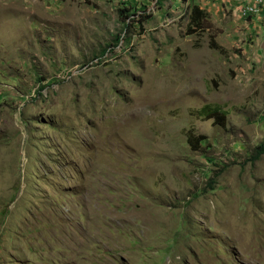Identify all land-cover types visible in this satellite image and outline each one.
I'll list each match as a JSON object with an SVG mask.
<instances>
[{"label": "rangeland", "instance_id": "374dc122", "mask_svg": "<svg viewBox=\"0 0 264 264\" xmlns=\"http://www.w3.org/2000/svg\"><path fill=\"white\" fill-rule=\"evenodd\" d=\"M252 1L0 0V264H264Z\"/></svg>", "mask_w": 264, "mask_h": 264}, {"label": "trees", "instance_id": "16d2710c", "mask_svg": "<svg viewBox=\"0 0 264 264\" xmlns=\"http://www.w3.org/2000/svg\"><path fill=\"white\" fill-rule=\"evenodd\" d=\"M196 11H194V15H196L198 18L197 19H190L193 23H198L200 21V13L197 11V9H195ZM215 48V47H214ZM198 115L206 118V119H213V123L219 126L224 125V120H225V114L220 111V109L217 106H213V105H204L202 106L199 110H198ZM188 139L192 140L193 137H188ZM199 140V142H198ZM203 139H199V137H196V139L194 141H190V144H192L193 148H195V146H198L199 144H201ZM264 152V149L263 151Z\"/></svg>", "mask_w": 264, "mask_h": 264}, {"label": "built area", "instance_id": "2783aa9c", "mask_svg": "<svg viewBox=\"0 0 264 264\" xmlns=\"http://www.w3.org/2000/svg\"><path fill=\"white\" fill-rule=\"evenodd\" d=\"M252 2L254 5H258L261 11L264 10V0H253ZM249 9H250V7H249ZM250 10H252V9H250ZM254 11H255V9H253V11H249V12H254Z\"/></svg>", "mask_w": 264, "mask_h": 264}]
</instances>
